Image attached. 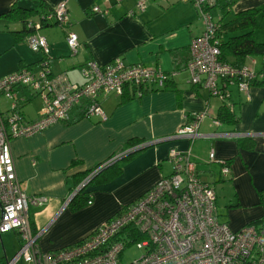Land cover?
<instances>
[{
    "label": "crops",
    "instance_id": "0c3cea01",
    "mask_svg": "<svg viewBox=\"0 0 264 264\" xmlns=\"http://www.w3.org/2000/svg\"><path fill=\"white\" fill-rule=\"evenodd\" d=\"M62 1L66 2L68 29L49 25L38 30L47 42L52 73L65 72L71 82L81 83V65L88 61L106 64L120 57L127 64L140 63L173 75L165 89L137 97L127 88L126 93L131 98L123 99L116 94L102 98L104 119L84 117L77 108L68 124L55 123L30 138L11 140L21 188L28 194L48 198L44 206L29 209L32 230L40 233L37 246L42 251H53L71 245L113 217L121 206L136 201L157 180L172 172L167 158L171 148L188 152L198 177L212 185L215 192L216 188L221 190V194L216 193L220 221L238 230L264 215L259 197V191H264V86H251L243 93L231 85L229 103L238 121L235 124L214 123L221 99L211 96L203 85L194 87L186 70L189 43L204 30L191 2L147 0L141 11L135 8L137 0H40V3L38 0H0V30L11 33L21 29L18 20L1 16L14 3L22 8L53 9ZM262 5L264 0H236L226 18ZM94 6L107 8L108 13L92 12ZM257 23L255 39L264 42V11L258 13ZM68 30L78 37L75 54L66 43ZM15 53L16 62L8 74L32 66L42 56L38 54L37 58L29 60L18 50ZM262 61V57L249 56L244 65L256 72ZM69 72H76V77L72 79ZM40 107L34 117L24 113L26 118H37ZM201 112L204 117L195 138H169L188 124L194 114ZM229 132L251 135L230 136ZM239 137L249 139L252 147H239ZM164 138L168 139L133 152L120 161L119 174L105 176L104 180L101 178L88 186L85 190L91 193V204L76 211H72L68 203L65 205L77 187L76 178L94 164L120 152L129 140L139 145ZM211 151L214 152L212 160L209 159ZM221 160L230 168L226 175L221 174ZM31 212L37 213L32 215ZM20 243L21 239L18 248ZM6 259L4 254L0 264Z\"/></svg>",
    "mask_w": 264,
    "mask_h": 264
},
{
    "label": "built area",
    "instance_id": "2783aa9c",
    "mask_svg": "<svg viewBox=\"0 0 264 264\" xmlns=\"http://www.w3.org/2000/svg\"><path fill=\"white\" fill-rule=\"evenodd\" d=\"M108 2L109 0H104ZM118 1V0H117ZM147 0H137L135 8L143 11ZM197 9L204 23L203 32L189 43L186 70L193 85H203L211 96L222 99L225 91L235 85L246 93L255 71L247 65L240 68L219 59L220 50L215 37L219 24L207 9L216 0H187ZM92 12L107 14L98 6ZM45 25L67 28L70 25L66 2H60L47 13L29 19L33 31L26 36L29 48L42 54L36 64L22 67L0 77V97L9 101L4 111L0 107V234L17 231L21 243L4 264H264V229L247 223L233 230L217 216L216 192L202 181L189 159L188 152L171 148L167 158L172 172L161 177L136 201L121 206L113 217L97 226L81 240L53 250L42 251L37 246L39 232L29 221L31 207L44 206L45 195L26 193L16 175L11 140L30 138L55 123H68L74 109L82 116L105 118L101 99L110 94L122 95L127 88L141 96L143 88L162 87L165 72L143 64H127L116 57L106 64L88 61L80 66L81 83L71 82L65 72L52 73L49 67L48 46L38 30ZM66 43L75 54L79 46L77 34L66 32ZM228 92V91H227ZM39 97L40 112L28 120L22 110L24 104ZM204 113L194 114L172 137L197 136ZM219 124L218 120H214ZM230 136L251 134L231 133ZM122 152L114 154L84 179L112 163ZM214 159V152L209 153ZM221 174L229 173L226 161L221 160ZM82 181V182H83ZM69 202V197L65 205ZM92 199L87 202L91 204ZM136 244L142 254L123 262L125 249Z\"/></svg>",
    "mask_w": 264,
    "mask_h": 264
},
{
    "label": "trees",
    "instance_id": "16d2710c",
    "mask_svg": "<svg viewBox=\"0 0 264 264\" xmlns=\"http://www.w3.org/2000/svg\"><path fill=\"white\" fill-rule=\"evenodd\" d=\"M40 3V0H38ZM236 2V0H216L215 3L209 6L207 9L210 11L213 8H216L219 14L217 22L219 24L216 29L215 37L218 40V47L220 50L219 59L227 63L231 66L240 68L244 66L246 58L249 56H258L264 58V42H259L255 39L254 31L258 26L257 23V15L258 13L264 11V5L259 8H252L243 10L235 13L232 17L226 18L230 13L231 6ZM192 4V3H191ZM52 9H45L43 6L38 8H22L14 3L9 11L1 14L9 19L18 20L21 23V29L17 31H11V34L17 39L21 40L25 36H27L30 32L33 31L32 27H29L28 21L29 19H35L37 15H41L49 12ZM49 26L42 24V27ZM166 78L164 80V84L162 87H147L143 88L141 93H147L150 91H155L159 89H165L169 83H171L172 73H165ZM251 86H264V61L260 66V69L254 73L253 79L250 81ZM193 85V84H192ZM197 87L198 85H193ZM131 93L133 96H137L136 89L133 88ZM124 90L123 94L120 95L123 99L131 98L129 94ZM228 91V92H227ZM224 92L221 99V106L217 111L216 119L221 123L235 124L238 121V116L235 115L234 111L231 109V105L229 103L230 93L229 88ZM141 94V95H142ZM138 97V96H137ZM25 105V104H24ZM69 123V122H68ZM67 123V124H68ZM137 141V140H136ZM237 142L239 147H252V142L245 138L239 137L237 138ZM137 145L135 140H129L127 142V146L120 150V152H124L127 148ZM119 153V152H118ZM116 154V153H115ZM114 155V154H113ZM113 155L109 156L107 159L94 164L84 172H82L75 181V187L78 186L83 179L92 172L95 168H98L105 161L109 160ZM131 154L125 155L120 160H115L112 163L102 167L99 171H97L92 178L89 180L88 184L85 188L77 192L68 202V207L72 211L79 210L88 205L89 199H91V193L86 191L85 189L95 184L101 178L104 180L105 176L111 175L115 176L121 172V168L118 165L120 161L129 158ZM76 161V160H75ZM74 161V162H75ZM101 179V180H102ZM260 202L264 205V191H259ZM259 229H264V215H262L259 219L251 222Z\"/></svg>",
    "mask_w": 264,
    "mask_h": 264
},
{
    "label": "rangeland",
    "instance_id": "374dc122",
    "mask_svg": "<svg viewBox=\"0 0 264 264\" xmlns=\"http://www.w3.org/2000/svg\"><path fill=\"white\" fill-rule=\"evenodd\" d=\"M211 15L214 20L218 18L219 14L216 8H213L211 10ZM200 22L204 26L202 19ZM16 50H18L20 55L21 53L26 55V57H28L27 59L29 60H31L32 57L37 58L38 54L41 55V53L39 52L33 53V51L29 48L28 43L26 42L25 38L21 40H16L9 31L3 30V29L0 30V76H4L6 75V73L8 74L10 68H12V66L15 64L16 56H17L15 53ZM40 59H42V56ZM36 63L33 64V68H37ZM76 75H77L76 72H69V76L72 79H74ZM234 90L236 89L234 88ZM40 104L41 103H40L39 97H35L33 100L23 105L22 110L24 111V113H26L27 117H34L35 114H37L39 107L41 106ZM0 107L2 110L5 111L9 107V101L6 100L4 97L1 98ZM216 193L217 195L221 194V190L216 188ZM220 198L221 197L218 196V202L221 205ZM34 213L35 212H33L32 215H34ZM16 232L17 231L14 232L13 230H11V231L3 232L0 234V259L4 254L6 255L7 258H10L14 254V252L17 250L21 235ZM141 254H142V250L137 248L136 244L133 243L132 245L128 246L125 249L123 253V257H122L123 262L128 263L132 261L133 259L138 258ZM16 264H27V263L17 262Z\"/></svg>",
    "mask_w": 264,
    "mask_h": 264
},
{
    "label": "water",
    "instance_id": "95a60500",
    "mask_svg": "<svg viewBox=\"0 0 264 264\" xmlns=\"http://www.w3.org/2000/svg\"><path fill=\"white\" fill-rule=\"evenodd\" d=\"M169 138H171V137H169ZM172 138H174V137H172ZM165 139H168V138H164V139H161V140H156V141H152V142H148V143H143V144H139V145H137V146H135V147H133V148H129V149H127V150H125L124 152H122V154L120 155V156H118L117 158H116V160H120L121 158H123L125 155H127V154H131V153H133V152H136V151H138V150H140V149H143V148H146V147H148V146H150V145H152L153 143H156V142H159V141H163V140H165ZM92 178V175L91 176H89L86 180H84L83 182H81L74 190H73V192L70 194V196H69V200L77 193V192H79L80 190H82L83 188H85L86 187V185L88 184V182H89V180Z\"/></svg>",
    "mask_w": 264,
    "mask_h": 264
}]
</instances>
